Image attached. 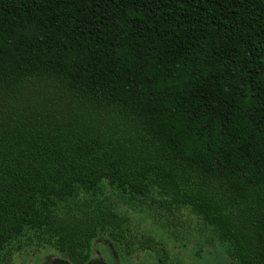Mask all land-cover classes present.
<instances>
[{
	"label": "trees",
	"instance_id": "16d2710c",
	"mask_svg": "<svg viewBox=\"0 0 264 264\" xmlns=\"http://www.w3.org/2000/svg\"><path fill=\"white\" fill-rule=\"evenodd\" d=\"M103 181L264 264V0H0V256L125 243L116 210L59 212Z\"/></svg>",
	"mask_w": 264,
	"mask_h": 264
},
{
	"label": "rangeland",
	"instance_id": "374dc122",
	"mask_svg": "<svg viewBox=\"0 0 264 264\" xmlns=\"http://www.w3.org/2000/svg\"><path fill=\"white\" fill-rule=\"evenodd\" d=\"M149 192L146 197H132L103 181L95 193H80L61 204V214L98 206L128 219L125 243L111 247L109 237L96 239L88 264H238L230 246L190 208L170 205L156 188ZM37 242L31 234L21 236L5 247L0 259L10 264H68L55 249Z\"/></svg>",
	"mask_w": 264,
	"mask_h": 264
}]
</instances>
